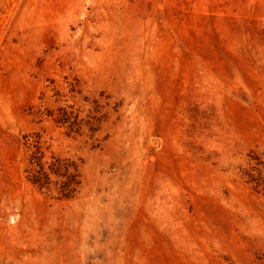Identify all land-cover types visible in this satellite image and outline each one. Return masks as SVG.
I'll list each match as a JSON object with an SVG mask.
<instances>
[{
  "label": "rangeland",
  "instance_id": "obj_1",
  "mask_svg": "<svg viewBox=\"0 0 264 264\" xmlns=\"http://www.w3.org/2000/svg\"><path fill=\"white\" fill-rule=\"evenodd\" d=\"M0 264H264V0H0Z\"/></svg>",
  "mask_w": 264,
  "mask_h": 264
},
{
  "label": "trees",
  "instance_id": "obj_2",
  "mask_svg": "<svg viewBox=\"0 0 264 264\" xmlns=\"http://www.w3.org/2000/svg\"><path fill=\"white\" fill-rule=\"evenodd\" d=\"M45 112L42 109H39L37 115L39 117H44V115L53 117V120L58 125L70 126L72 129L77 124V118L73 116V114L69 113L65 108L57 109V116L55 115V111L49 112L48 114H44ZM41 135L40 133H34L26 136V144L31 150L32 154V176L30 181L33 185L39 186L40 188L51 187V175L61 176L63 175L61 172L60 165L56 164L55 161H48L45 159V153L43 148L41 147Z\"/></svg>",
  "mask_w": 264,
  "mask_h": 264
}]
</instances>
